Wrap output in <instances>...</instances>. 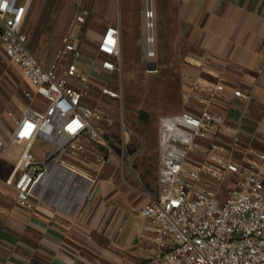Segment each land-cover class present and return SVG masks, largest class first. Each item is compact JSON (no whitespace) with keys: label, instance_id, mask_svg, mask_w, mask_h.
Wrapping results in <instances>:
<instances>
[{"label":"crops","instance_id":"0c3cea01","mask_svg":"<svg viewBox=\"0 0 264 264\" xmlns=\"http://www.w3.org/2000/svg\"><path fill=\"white\" fill-rule=\"evenodd\" d=\"M152 7L156 63L159 70L176 69L184 111L224 115L227 125L241 124L245 148L264 151V0H153ZM145 10L146 0H110L102 17L105 28L120 31L123 61L147 60ZM34 17L28 8L24 27ZM11 66L34 95L33 107L45 111L49 103L0 48V73ZM15 84L13 76H0V264H157L155 227L140 209L159 194V132L149 173L112 155L89 176L56 160L37 188L47 201L24 207L8 184L23 149L11 141V116L20 119L30 107ZM236 89L251 93V101L235 98ZM211 139L231 141L225 130L212 132Z\"/></svg>","mask_w":264,"mask_h":264},{"label":"built area","instance_id":"2783aa9c","mask_svg":"<svg viewBox=\"0 0 264 264\" xmlns=\"http://www.w3.org/2000/svg\"><path fill=\"white\" fill-rule=\"evenodd\" d=\"M28 8L26 0H0V48L22 69L36 94L49 103L45 111H38L33 107L34 95L25 91L30 107L20 119L11 116V141L23 149L8 184L15 188V201L31 208L47 201L37 195V188L56 160L68 167L63 161L66 156L79 157L100 147L108 154L97 157L96 167L106 166L113 149L97 123L114 120L102 105L86 101L91 80L80 68L83 49L78 37H63L56 63L50 67L35 55L23 30ZM89 15V10L82 9L77 22L85 24ZM146 30L148 72L157 74L152 6L146 12ZM98 51L100 71H121L117 27L106 28ZM100 91L113 101L123 100L122 88L103 85ZM233 95L243 103L252 98L241 89ZM221 130L229 133L230 143L211 139L212 132ZM242 133L241 124L227 125L224 115L208 110L201 115L183 111L161 119L159 194L140 209L141 216L155 227L152 242L158 250L157 264H264V151L245 148ZM121 136L127 144L124 122ZM38 142L51 145L45 162L37 161L33 153Z\"/></svg>","mask_w":264,"mask_h":264},{"label":"rangeland","instance_id":"374dc122","mask_svg":"<svg viewBox=\"0 0 264 264\" xmlns=\"http://www.w3.org/2000/svg\"><path fill=\"white\" fill-rule=\"evenodd\" d=\"M26 1L35 15L28 28L24 27V33L28 36L32 49L51 66L56 63V55L62 46L63 37L72 32L78 35L85 54L80 60V68L91 80L90 96L86 101L89 104L102 105L114 120L111 124L97 123L113 149L110 155L123 158L129 168L134 170L141 168L149 173L150 161L157 154L155 150L161 119L186 109L182 83L176 69L160 68L157 74H150L147 60L128 62L122 60L120 72L105 73L99 70L98 43L106 29L102 17L108 11L110 0H91L90 4L78 0ZM149 6H153V0H146L145 12ZM85 7L89 9V19L86 24L77 25L78 14ZM0 76H13L16 87L20 88L21 96L25 98V88L20 82L22 78L19 71L11 66V70L1 72ZM103 85L114 90L122 88L123 100L113 101L103 97L100 91ZM25 104L30 103L27 100ZM122 122L128 129L127 144L121 136ZM50 152L51 145L47 142H38L33 149L39 162H45ZM102 153L108 154V150L96 147L95 150L79 157L68 155L63 161L69 168L89 176L98 170L96 159Z\"/></svg>","mask_w":264,"mask_h":264}]
</instances>
